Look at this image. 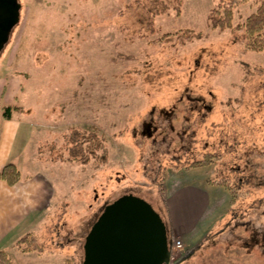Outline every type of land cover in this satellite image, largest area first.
<instances>
[{"label": "rangeland", "instance_id": "obj_1", "mask_svg": "<svg viewBox=\"0 0 264 264\" xmlns=\"http://www.w3.org/2000/svg\"><path fill=\"white\" fill-rule=\"evenodd\" d=\"M19 1L0 67L20 70L16 113L58 130L36 163L57 185L58 216L50 234L37 235L54 254L32 261L11 249L15 264H82L92 223L124 193L167 220V193L184 175L211 192L217 226L172 247L170 261L193 251L182 264H264V53L246 47L243 30L210 25L219 0ZM255 9L253 0L241 5L235 22ZM186 96L212 107L194 110ZM145 121L152 137L140 133ZM205 152L217 162L185 170ZM205 179L229 180L238 200Z\"/></svg>", "mask_w": 264, "mask_h": 264}, {"label": "crops", "instance_id": "obj_2", "mask_svg": "<svg viewBox=\"0 0 264 264\" xmlns=\"http://www.w3.org/2000/svg\"><path fill=\"white\" fill-rule=\"evenodd\" d=\"M19 71L9 66L0 67V171L10 161L21 170V179L16 184L0 180V249H5L12 260L10 250L16 249L23 255H34L26 260L37 261L50 257L46 250L54 254L47 248L48 244L42 243L41 239L45 237L40 239L38 236L52 232L58 214L57 185L51 180L52 176L36 163L43 154L42 149L52 147L51 141L56 138L58 130L52 131V121L29 119L16 113L24 112L21 104L24 86ZM9 104H20L22 109L14 111L11 118H3L2 109ZM69 148L73 149V142L65 143V151ZM184 176L179 178L181 184L170 188L167 193V220L171 234L188 244L195 240V236L212 231L217 224L211 222L209 215L213 200L211 192L197 184L195 179ZM203 183L208 185L210 182L205 179ZM62 214L68 216V210L59 216ZM27 235H34L45 252L22 251L17 245L18 240Z\"/></svg>", "mask_w": 264, "mask_h": 264}, {"label": "water", "instance_id": "obj_3", "mask_svg": "<svg viewBox=\"0 0 264 264\" xmlns=\"http://www.w3.org/2000/svg\"><path fill=\"white\" fill-rule=\"evenodd\" d=\"M19 0H0V56L20 20ZM82 264H169L171 242L161 214L125 193L108 203L87 233Z\"/></svg>", "mask_w": 264, "mask_h": 264}, {"label": "trees", "instance_id": "obj_4", "mask_svg": "<svg viewBox=\"0 0 264 264\" xmlns=\"http://www.w3.org/2000/svg\"><path fill=\"white\" fill-rule=\"evenodd\" d=\"M250 1L251 0H219L217 5L210 10L209 22L213 28H218L220 30H226V29H231L235 31L243 30L246 39V47L252 51H258L264 53V0H253L254 3H256V9L252 11L244 20L238 23L235 22L236 10L241 5L247 4ZM149 11L152 12V14H154V12L155 14L159 12L161 13V11H154V10H149ZM148 29L151 32L154 31V22L152 15L149 16L148 18ZM169 35L171 34L165 33L163 37H167ZM186 97L193 103L194 110H202L204 108L210 109L212 107V103L204 101V99L201 96L200 97L186 96ZM21 109H22V105L20 104L5 105L2 109V117L11 118L14 111H20ZM155 132H156V127L152 121H145L140 131L142 135L147 137H152ZM91 152H93V150H91ZM217 160H218V156L215 153L205 152L194 161L184 164V168L185 170H188L193 167H210L211 165L216 163ZM20 179H21V170L14 161L8 162L0 171V180H5L10 185L16 184ZM209 182L222 186L230 194L232 203L238 200L239 190L229 180L209 179ZM107 204L108 203H106L104 207ZM160 214L163 217L165 223L167 224L168 232H170L169 224L166 218L162 215V213ZM97 218L95 219V221L97 220ZM253 241H257V239L254 238ZM18 243L21 246L22 251L24 252L35 251V250L39 251V249H41V245H39L38 242H36L35 244V240L31 235L21 237L18 240ZM0 264H15L5 249H0Z\"/></svg>", "mask_w": 264, "mask_h": 264}, {"label": "flooded vegetation", "instance_id": "obj_5", "mask_svg": "<svg viewBox=\"0 0 264 264\" xmlns=\"http://www.w3.org/2000/svg\"><path fill=\"white\" fill-rule=\"evenodd\" d=\"M192 254H193V251H189V252H187V253H185L182 257H181V255L177 258V259H175V261L174 262H169V264H182L184 261H186L190 256H192Z\"/></svg>", "mask_w": 264, "mask_h": 264}, {"label": "built area", "instance_id": "obj_6", "mask_svg": "<svg viewBox=\"0 0 264 264\" xmlns=\"http://www.w3.org/2000/svg\"><path fill=\"white\" fill-rule=\"evenodd\" d=\"M182 241L175 236L172 237V247L174 248H182Z\"/></svg>", "mask_w": 264, "mask_h": 264}]
</instances>
